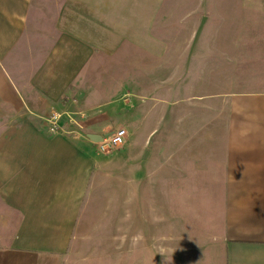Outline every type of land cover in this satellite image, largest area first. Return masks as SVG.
I'll use <instances>...</instances> for the list:
<instances>
[{
  "label": "crops",
  "instance_id": "1",
  "mask_svg": "<svg viewBox=\"0 0 264 264\" xmlns=\"http://www.w3.org/2000/svg\"><path fill=\"white\" fill-rule=\"evenodd\" d=\"M65 1L53 16L35 6L33 26V0H0V264L64 254L51 253V242L65 246L116 160L91 137L122 127L146 150L136 137L152 107H169L175 80V90L190 88L172 92L173 111L215 115L222 135L176 137V156L161 157V166L188 177L191 163L198 190L222 194V264H264V0H229L222 42L200 41L196 31L172 63L151 30L126 35L87 0ZM55 112L62 130L50 133ZM207 214L216 216V203L208 201Z\"/></svg>",
  "mask_w": 264,
  "mask_h": 264
},
{
  "label": "rangeland",
  "instance_id": "2",
  "mask_svg": "<svg viewBox=\"0 0 264 264\" xmlns=\"http://www.w3.org/2000/svg\"><path fill=\"white\" fill-rule=\"evenodd\" d=\"M65 2L33 0L29 21L35 25V6L53 16ZM227 5L229 0H87V6L96 13L103 9L105 15L114 16L126 35L134 28L144 33L151 30L153 40L168 46L169 63L176 59L180 40L186 41L196 31L200 41L222 42ZM36 16V22L44 18L39 13ZM4 72L9 73L6 69ZM186 83L183 87L181 82V88L175 90V80L168 84L169 91L186 96L190 88ZM216 83L220 85L217 89L222 88L223 82ZM172 92L167 97L169 107H152L136 137L146 150L131 144L127 136L117 147L106 142L95 144L97 151L116 156L112 174L109 178L105 175L107 180L96 192V201L90 202L91 197L85 202L87 207L71 227V238L65 246L51 242L49 247L55 250H49L51 253L65 249L61 251L64 254L41 255L36 264H222L218 240L222 194L198 190L197 179L191 177L193 164H187L184 170L190 176L181 177L169 176L175 168L162 167L160 162L161 157L167 162L168 155L176 156V137L222 135V122L215 115L197 113L185 105H179L175 113L170 103L178 97ZM122 108L126 109V104ZM126 114L125 110L120 112L121 116ZM120 128L105 129L102 135L106 138ZM134 168L135 176L131 171ZM199 180L203 185V179ZM208 201L210 205L216 203V216H208Z\"/></svg>",
  "mask_w": 264,
  "mask_h": 264
},
{
  "label": "built area",
  "instance_id": "3",
  "mask_svg": "<svg viewBox=\"0 0 264 264\" xmlns=\"http://www.w3.org/2000/svg\"><path fill=\"white\" fill-rule=\"evenodd\" d=\"M60 118L61 114L55 112L52 113L47 119V129L50 133H57L62 130L60 126ZM127 136V129L126 128H120L115 130L113 133H111L108 137L102 139L101 143H109L113 147L120 146L124 143V140Z\"/></svg>",
  "mask_w": 264,
  "mask_h": 264
},
{
  "label": "water",
  "instance_id": "4",
  "mask_svg": "<svg viewBox=\"0 0 264 264\" xmlns=\"http://www.w3.org/2000/svg\"><path fill=\"white\" fill-rule=\"evenodd\" d=\"M91 139L94 140V141H96V142H98V141L101 142L102 141V138L96 139V138L91 137Z\"/></svg>",
  "mask_w": 264,
  "mask_h": 264
}]
</instances>
